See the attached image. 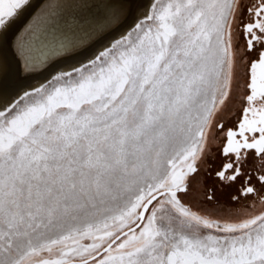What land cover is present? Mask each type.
Here are the masks:
<instances>
[{
	"label": "snow or ice",
	"instance_id": "6c2138e0",
	"mask_svg": "<svg viewBox=\"0 0 264 264\" xmlns=\"http://www.w3.org/2000/svg\"><path fill=\"white\" fill-rule=\"evenodd\" d=\"M0 264H264V0H0Z\"/></svg>",
	"mask_w": 264,
	"mask_h": 264
},
{
	"label": "bare ground",
	"instance_id": "6f19581e",
	"mask_svg": "<svg viewBox=\"0 0 264 264\" xmlns=\"http://www.w3.org/2000/svg\"><path fill=\"white\" fill-rule=\"evenodd\" d=\"M110 2L118 8H123L125 10H134L137 3L140 0H110ZM65 62H71V58H69Z\"/></svg>",
	"mask_w": 264,
	"mask_h": 264
}]
</instances>
